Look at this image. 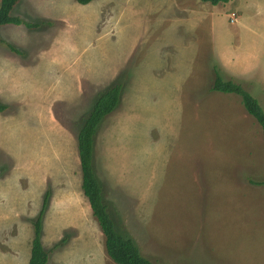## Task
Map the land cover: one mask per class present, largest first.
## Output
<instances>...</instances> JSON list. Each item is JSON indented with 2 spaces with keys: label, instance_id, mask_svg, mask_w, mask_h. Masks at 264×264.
I'll return each mask as SVG.
<instances>
[{
  "label": "rangeland",
  "instance_id": "1",
  "mask_svg": "<svg viewBox=\"0 0 264 264\" xmlns=\"http://www.w3.org/2000/svg\"><path fill=\"white\" fill-rule=\"evenodd\" d=\"M20 4L29 14L20 12ZM41 13L52 18L38 22L35 15ZM11 14L36 25L0 26V102L8 106L0 112V264H28L32 223L39 215L41 241L49 251L46 264H116L80 192L76 133L97 92L147 72L141 70L142 61L136 62L141 55L174 61L177 74L178 57L196 52L199 60V48L210 85L213 67L222 79L231 77L233 71L220 61L234 56L242 67L252 58L258 69L254 85H240L264 110L259 82L264 76V0L217 5L201 0H20ZM196 32L204 35L200 46V36L194 43ZM118 62L120 76L89 88L97 80L108 82ZM196 73L188 80L191 87ZM138 123L142 141L108 131L104 157L98 159L96 174L116 229L158 264H264V185L255 184L264 182L263 146L244 149L240 129L238 147L224 152L230 157L208 156L204 167L191 158L189 137L185 143L178 118L171 133L158 134L150 122ZM162 136L168 143L157 146ZM156 162L159 176L151 172ZM68 184L90 220L86 225L61 222L75 210L68 206ZM46 212L52 219L43 222ZM59 224L60 232H50ZM87 233L93 249L80 246ZM70 240L78 242L71 245Z\"/></svg>",
  "mask_w": 264,
  "mask_h": 264
},
{
  "label": "crops",
  "instance_id": "2",
  "mask_svg": "<svg viewBox=\"0 0 264 264\" xmlns=\"http://www.w3.org/2000/svg\"><path fill=\"white\" fill-rule=\"evenodd\" d=\"M19 7L20 12L29 14V11H26L23 8L24 5L20 4ZM41 14L44 15H35L38 22L39 19L43 17L48 19L52 18L47 13ZM17 17L21 18V16ZM196 35L197 37H195L194 43L199 40L200 36L198 44L200 46L204 35L198 32L195 33V36ZM2 36L6 37L8 35L7 33H4ZM6 38L9 39V37ZM190 46L191 45L189 44L188 47ZM198 52L200 54L199 60H197L198 54L196 52L192 55L188 54L186 58H182L183 54L178 57L177 61H179L181 65L178 68L179 73L177 74L173 71V58H171L173 62L170 64H166L168 61L164 58L159 61L158 57L151 58L148 55H141L136 60V62L142 61L141 70H146L147 72L144 71V73L141 76H137L135 80L131 79L129 84L125 79L117 108L102 119L95 134L93 143L92 165L93 169H96V171L94 169L95 174L98 170V159L101 160L104 157L103 144H105L104 137L107 135V132H116L120 136L134 134L139 141H142L140 140V134H142L143 131L138 132V128L140 126L138 122H150L148 127L156 130L158 134L162 131L163 133H171L175 131L173 122H175L176 118H178V122H182L178 125V128L182 130L180 135L183 131L186 132L183 134V140L185 143L186 139L189 137L187 145L192 151L191 158H194L199 165L203 164L204 167L208 156L218 157L219 159L222 157H224V159L230 157L228 154H226L225 157L224 152L226 150L227 153L228 151H231L234 144L238 147L240 142V129L243 130L244 134L242 143L244 149L247 146L250 147L255 145H259V148H262L263 146L264 149L262 131L256 126V124H254L256 120L254 121L250 117L251 115H249L244 109L240 97L235 93H224L216 90H210L211 85L208 84L206 77L208 70L206 69L207 66H204L205 57L200 53L201 49L199 50L198 48ZM127 57H131L129 60L132 59V56L130 55ZM217 61L219 62L220 59ZM251 61L252 58H248V60L246 59V66L242 67L240 66V62H238L234 56L224 60V62H220L223 69L226 68L233 71L230 74L231 77L229 80L239 83L242 86H245L246 84L251 86L254 85L256 75H254V73L258 70L251 64ZM125 64H127V62H125ZM118 66L120 67L112 73L108 82L102 83L100 80H97L94 84H89V88L90 86L95 87L98 85H106L114 80L116 76H120V74L123 73L121 71L123 68H121V64L119 62ZM170 69L171 71H168ZM166 70L167 73H165ZM194 70H199V73H196L193 87H191L188 80H191ZM259 82L263 87L264 76L259 79ZM89 88L84 93L88 94ZM134 91L136 93L133 95ZM216 104L220 105L221 109L217 110L215 108ZM39 109L44 108L40 107ZM125 122L130 123L128 126H125ZM254 134L256 137H253ZM162 137L163 139L160 143L156 144L157 146L166 145L168 143L167 137ZM162 158H164V156ZM151 172L152 175L156 174V176L163 174L162 172L160 173V166L158 162L153 163ZM96 176L98 178L97 174ZM98 180H100V173ZM71 188V185L68 184L67 192L69 193V197L67 198L69 199L68 206L74 205L75 207L74 214L69 215L68 218L63 219L61 222L64 224L67 221H76L78 223L81 222L82 225H86V223L90 222V220L87 218L86 211H82L83 214L81 213L78 206V202L80 203L81 201L77 197V193H75L74 198ZM62 192L59 193L60 197L63 195ZM80 192L83 194L82 189ZM51 201L52 199L50 202ZM59 210L61 209L59 208ZM59 210L57 209L53 211V214H56ZM82 216H84L83 219ZM90 216H92V211ZM79 218L82 219V221ZM51 219L52 217L46 212L43 217V222ZM62 224H59V226H56L50 232H53L56 235L57 232L61 231L60 227ZM84 237L85 238L81 241L80 246L91 247L93 242L92 235L87 233ZM87 238L90 240L91 244L89 242V244L85 243ZM72 240L67 243L75 245L78 242V240ZM63 244L64 243L60 245ZM91 249L93 248L91 247Z\"/></svg>",
  "mask_w": 264,
  "mask_h": 264
},
{
  "label": "trees",
  "instance_id": "3",
  "mask_svg": "<svg viewBox=\"0 0 264 264\" xmlns=\"http://www.w3.org/2000/svg\"><path fill=\"white\" fill-rule=\"evenodd\" d=\"M19 0H0V26L5 24H24L27 27H34L36 24L29 23L23 19L13 16L12 9ZM79 4H87L91 0H76ZM212 5L226 3L230 0H201ZM7 46L15 52H19L9 43ZM20 53V52H19ZM214 78L210 90L224 93H235L240 97L241 103L246 112L251 115L261 127L264 143V110L258 100L245 90L239 83L232 80H224L213 67ZM120 81H114L104 89L97 92L90 111L77 129L76 140L78 149L79 165L81 170V189L86 197L93 216L96 218L101 232L104 236V247L108 257L116 264H158L140 252L135 241L116 229L115 223L103 201L102 187L94 172L93 143L95 134L102 119L115 110L120 101ZM8 108L0 102V112ZM264 163V149H263ZM264 185V182H255ZM47 195L43 205L46 204ZM33 237L30 240V256L28 264H46L49 251L46 250L41 241V217L33 221Z\"/></svg>",
  "mask_w": 264,
  "mask_h": 264
}]
</instances>
